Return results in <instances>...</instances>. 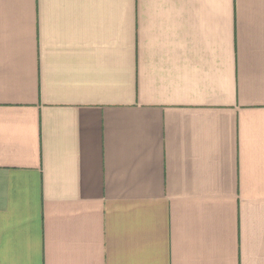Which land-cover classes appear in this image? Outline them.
<instances>
[{
  "label": "crops",
  "instance_id": "0c3cea01",
  "mask_svg": "<svg viewBox=\"0 0 264 264\" xmlns=\"http://www.w3.org/2000/svg\"><path fill=\"white\" fill-rule=\"evenodd\" d=\"M0 264H264V0H0Z\"/></svg>",
  "mask_w": 264,
  "mask_h": 264
}]
</instances>
